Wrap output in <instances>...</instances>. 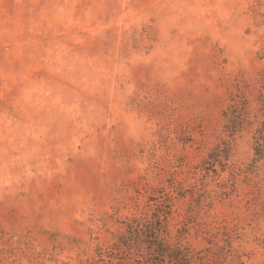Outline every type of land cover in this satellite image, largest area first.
Instances as JSON below:
<instances>
[{
  "label": "rangeland",
  "instance_id": "obj_1",
  "mask_svg": "<svg viewBox=\"0 0 264 264\" xmlns=\"http://www.w3.org/2000/svg\"><path fill=\"white\" fill-rule=\"evenodd\" d=\"M263 81L264 0H0V264H108L172 184L204 264H264V156L223 115Z\"/></svg>",
  "mask_w": 264,
  "mask_h": 264
},
{
  "label": "trees",
  "instance_id": "obj_2",
  "mask_svg": "<svg viewBox=\"0 0 264 264\" xmlns=\"http://www.w3.org/2000/svg\"><path fill=\"white\" fill-rule=\"evenodd\" d=\"M255 105L244 92L234 93L230 103L224 110V131L233 138L235 134L251 129L254 139V153L257 158L264 156V81L255 99ZM230 139L225 138L217 143L208 160L214 166L221 164L222 170L230 157ZM172 189L162 190L155 198V205L142 215L131 214L120 220V231L113 242L103 251L98 250V261L108 264H204L210 249L207 247L196 249L190 243H183L188 233L187 223H183L171 234L168 224L176 210L173 209L176 199L186 196L187 190L178 191L172 184ZM176 193V194H175ZM234 227L217 228V231L206 238L207 244L213 243L219 237L230 242V234Z\"/></svg>",
  "mask_w": 264,
  "mask_h": 264
}]
</instances>
